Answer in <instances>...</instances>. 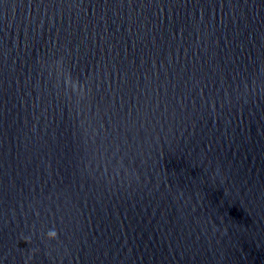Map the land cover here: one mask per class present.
Returning <instances> with one entry per match:
<instances>
[{
  "label": "water",
  "instance_id": "1",
  "mask_svg": "<svg viewBox=\"0 0 264 264\" xmlns=\"http://www.w3.org/2000/svg\"><path fill=\"white\" fill-rule=\"evenodd\" d=\"M0 264H264V0H0Z\"/></svg>",
  "mask_w": 264,
  "mask_h": 264
}]
</instances>
